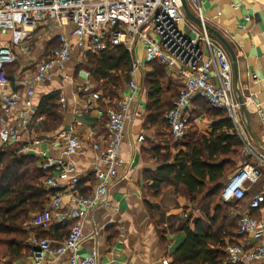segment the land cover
<instances>
[{
	"label": "built area",
	"instance_id": "obj_1",
	"mask_svg": "<svg viewBox=\"0 0 264 264\" xmlns=\"http://www.w3.org/2000/svg\"><path fill=\"white\" fill-rule=\"evenodd\" d=\"M188 4L201 25L187 17L181 0H0V118L1 113H9L21 101L19 94L11 90L5 65L19 61L20 56L28 58L31 55L29 37L39 27L48 25L60 30L57 46L42 61H31L30 72L24 78L26 108L19 121L8 125L0 120V147L9 146L23 133L29 132V125L39 111L31 101L39 85L51 81L57 73H64L66 80L73 82L65 71L74 54L78 55L80 63H85L87 53L99 54L123 46L132 58L130 80L125 84L117 106L105 110L107 134L92 144L95 156L91 172L96 178L92 194L83 196L79 193V175L71 161L45 156L37 163L39 169L48 175L44 181L46 189L61 188L58 179L68 176L70 179L64 192L53 194L44 208L32 213L24 224L34 264H47L49 255L52 260L60 261L66 254L67 264H106L96 252L86 257L80 255L79 249L85 239L84 225L90 213L112 205L110 187L126 177V174L119 173L124 162L121 155L126 125L135 126L144 117L143 97L147 96V89L143 80L154 62L164 65L171 77L183 79L180 95L165 115L174 140H183L189 132L192 98L195 96L225 110L233 123L242 142L240 155L248 160L223 182L222 202L243 201L252 186L262 178L264 150L254 145L246 128L229 53L208 31L209 24L200 1L188 0ZM87 75L90 76L89 71ZM80 90L91 95L95 104L102 99V92L90 82L81 85ZM239 90L247 107L252 101L247 85L240 86ZM59 103L63 108L66 106L64 95ZM88 110L89 106L85 111ZM203 117L196 116L194 121ZM260 118L264 121V111H260ZM64 139L66 155L78 153V136L66 132ZM144 140V134L137 135L136 141ZM31 152H34L31 147L19 149L20 154L31 155ZM65 197L70 198L66 209ZM263 204L264 193L255 194L249 198L247 209L239 213L238 233L246 240L226 244L224 251L229 263L251 264L264 259V218L251 214ZM55 221L69 226V231L67 237L53 247L52 239L41 237L37 230H49ZM161 263L171 264V260L163 257Z\"/></svg>",
	"mask_w": 264,
	"mask_h": 264
},
{
	"label": "crops",
	"instance_id": "obj_2",
	"mask_svg": "<svg viewBox=\"0 0 264 264\" xmlns=\"http://www.w3.org/2000/svg\"><path fill=\"white\" fill-rule=\"evenodd\" d=\"M199 1L208 24L219 31L236 52L239 72L237 91L240 86L247 85V93L252 96V101L247 103V110L252 130L258 140L251 137L254 145L264 150V121L260 118V111H264V0ZM247 17L250 19L248 20ZM38 30L42 32L48 30L50 36L37 42L34 36ZM59 31L43 25L30 34L31 55L28 58L20 56L19 61L15 62L16 71L10 75L11 90L19 94L21 101L9 113H1L0 120L3 119L8 125L17 124L26 108L27 94L24 78L30 72L31 61H42L50 50L57 46ZM79 59L78 55L74 54L65 71L67 76L72 77L70 79L73 82L66 80L64 73H57L51 81L39 85L31 98L32 103L39 109L41 101L49 94L58 93L59 99L61 95H64L66 98L64 108L58 101L63 116L62 122L46 131L43 129L45 116H40L38 111L29 125V132L23 133L10 145L18 149L33 148L34 152L30 154L37 158L38 164L39 160L44 159L45 156L71 161L79 175V186L83 184L82 191L78 188L79 193L90 195L96 186V178L91 172L95 156L92 144L106 136L105 110L116 107L119 99L106 98L101 99L97 104L93 103L91 95L82 92L80 86L90 82L98 88V84L91 76L88 77V70ZM169 80L170 83L182 86L181 77L173 78L169 75ZM98 90L103 93L101 88ZM143 101L144 117L135 126L129 123L126 125L121 155L124 162L119 167V173L126 174V177L111 185L109 200L112 205L99 208L87 216L84 225L85 239L79 249L82 257L96 252L100 260L106 264H162L161 259L169 257L171 260L172 254L185 241L186 233L181 230L183 223L190 220V226L194 229L195 219L208 220V215L212 217L215 213L214 209L212 212L211 209L206 210L202 198L191 202L177 195L172 188L164 191L158 198L150 195L148 190L150 182L145 180L144 172L156 170L158 163L154 158H150V154L144 152L146 141H136L137 135L144 134L155 141V138L163 134L156 135L145 129L147 96L143 97ZM88 106L89 110L85 111ZM201 121L195 123L203 132H210L211 122ZM66 132H72L80 140L78 153L72 156L65 153L64 134ZM166 133L170 134L168 130ZM153 144L160 143L156 141ZM247 160L245 159L241 164ZM69 179L70 176L58 179L62 187L56 188V191L64 192ZM261 192L264 193V168L262 178L252 186L246 196L247 199L239 206L232 208L234 216L238 218L239 213L247 209V200ZM69 204L70 198L65 197L64 208L66 209ZM251 214L256 218H264V204L261 209L252 210ZM68 231L69 226L55 221L49 230L40 231L39 229L37 233H43L51 238L55 247L58 241L67 237ZM231 238L232 240L226 241L237 243L246 240V237L239 234L238 230ZM51 258L49 255L47 264H67L68 254L60 261H54ZM11 263L34 264L33 250H24L22 255L13 259ZM251 264H264V259Z\"/></svg>",
	"mask_w": 264,
	"mask_h": 264
},
{
	"label": "trees",
	"instance_id": "obj_3",
	"mask_svg": "<svg viewBox=\"0 0 264 264\" xmlns=\"http://www.w3.org/2000/svg\"><path fill=\"white\" fill-rule=\"evenodd\" d=\"M84 65L98 89L105 93L102 99L120 98L130 80L132 65L131 55L123 46L99 54L87 53ZM16 68V63L5 65L9 77ZM143 83L147 89L145 129L156 135L169 131L165 115L173 108L183 86L170 83L165 66L158 62L151 64ZM58 101L59 94L52 93L39 105V115L45 116L43 129L46 131L62 122ZM192 107L189 132L182 141L160 145L153 144L154 139L145 136L143 150L156 160L158 168L144 172V178L150 182L148 190L154 198L172 188L191 202L202 198L206 210L213 207L215 211L212 217L208 215V220L195 219L194 229L190 220L183 223L181 230L186 233V239L172 254L171 264H231L227 262L224 247L238 228L227 210L239 206L247 198L223 203L221 193L223 180L237 168L242 142L225 110L213 107L200 96L192 98ZM199 115L211 122L210 132H203L195 123L194 117ZM47 178L48 175L39 169L35 156L20 154L19 149L11 145L0 147V263L5 260L3 264H12L13 259L30 249L24 224L58 192L45 188ZM82 186L78 183L80 190ZM39 235L47 237L43 233Z\"/></svg>",
	"mask_w": 264,
	"mask_h": 264
},
{
	"label": "water",
	"instance_id": "obj_4",
	"mask_svg": "<svg viewBox=\"0 0 264 264\" xmlns=\"http://www.w3.org/2000/svg\"><path fill=\"white\" fill-rule=\"evenodd\" d=\"M181 1H182V5H183L184 11H185L187 17L190 20H192L193 22H195L196 24L201 25L200 19L197 16H195L192 13V11L190 10L188 0H181ZM207 29L213 36L218 38L222 42V44L226 47V49L228 50V53H229L231 61H232L233 70H234L235 84L238 85L239 72H238V62H237L236 52L234 51V49H233L232 45L229 43V41L219 31H217L216 29H214L210 25H207ZM238 98H239L242 114L244 115V118L246 121V128H247L248 132L250 133V135L254 139L258 140L254 131L252 130V126L250 124V115H249V112H248L247 107L245 105L244 98H243L239 89H238Z\"/></svg>",
	"mask_w": 264,
	"mask_h": 264
},
{
	"label": "rangeland",
	"instance_id": "obj_5",
	"mask_svg": "<svg viewBox=\"0 0 264 264\" xmlns=\"http://www.w3.org/2000/svg\"><path fill=\"white\" fill-rule=\"evenodd\" d=\"M53 34H55V33H53ZM50 36V34H49V31L47 30V31H45V32H42V31H37L36 33H35V36L34 37H36V40H37V42L38 41H42L43 39H45L46 37H49ZM41 37H42V39H41ZM85 64V63H84ZM85 68L87 69V67H86V65H85ZM88 70V69H87ZM89 71V70H88ZM168 74V73H167ZM169 76V75H168ZM167 81L168 80H166V82L165 83H167ZM104 95H105V93H104ZM202 121H205V122H209V120H208V118H206V117H203L202 118ZM201 121V122H202ZM165 133V134H164ZM163 135H159L157 138H155V143H156V141H159V143H160V145H173V143H175V142H180V141H176V140H174V138H172V136L169 134V133H166L165 131H163V133H162ZM182 141V140H181ZM173 152L175 153V151L173 150ZM245 161V158L244 157H242L241 155H240V158L238 159V165H241V163H243ZM238 165H237V167H238ZM237 168H235L234 170H236ZM233 170V171H234ZM233 171H231L230 173H232ZM229 173V174H230ZM229 174H228V176H229ZM227 178V177H226ZM225 178V179H226ZM225 179L223 180V182L225 181ZM223 204V203H222ZM223 207H225V205H223ZM226 208V207H225ZM212 209H213V207L211 208V212H212ZM227 212H228V214L230 215V217L231 218H234L233 220H234V222L237 224V217L236 216H234V213H233V210H232V207H230V208H228V210H227ZM234 233L236 232V229H234V231H233ZM27 242V241H26ZM1 263L3 264V263H6V261L5 260H1ZM0 263V264H1Z\"/></svg>",
	"mask_w": 264,
	"mask_h": 264
}]
</instances>
